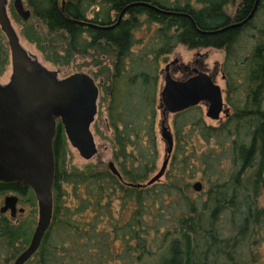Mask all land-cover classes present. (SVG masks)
<instances>
[{
  "label": "rangeland",
  "instance_id": "obj_1",
  "mask_svg": "<svg viewBox=\"0 0 264 264\" xmlns=\"http://www.w3.org/2000/svg\"><path fill=\"white\" fill-rule=\"evenodd\" d=\"M157 2L154 7L159 12H149L142 5L125 7L119 1L111 4L110 21L107 15L103 17L116 29L103 35L82 36L79 28L65 21L67 33L57 31L61 37L58 54L44 48L42 42L46 36L51 37L44 18L49 9L56 8L55 0L27 4L32 12L27 24L11 7L8 9L21 45L46 68L60 71L61 78L89 72L97 80L99 110L113 115L111 127L118 125L119 114L125 110L128 119H140L142 128H146L141 134L140 171L132 177L136 180L133 183L142 187L116 190L117 194L102 203L111 218L118 220L116 227L108 219L95 221L99 217L95 200L91 203L86 199L92 197L86 195L76 203L60 193L69 190L66 173H81L86 165L113 160L112 147L116 144L109 140L118 141L116 151L122 153L121 141L125 137L136 141V135L114 128L112 134L101 132L96 125L99 153L90 161L70 146L57 148L54 188L58 199L53 219L35 257L26 264H104L101 255L107 252L115 258V264H144L150 246L159 264H264L261 0ZM120 8H129L122 22L118 20L122 18ZM175 59L192 68L196 61L205 65L204 70L222 88L226 113L221 122L213 121L206 117L207 107L202 103L186 113L172 115L168 123L175 141L174 161L171 158L169 176L149 185L161 168L166 149L159 134L156 142L149 120L158 112V123L161 121L158 107L164 71ZM11 73L8 40L0 31V84L8 83ZM173 76L182 79L184 73L176 71ZM132 162L129 158L128 169ZM198 183L200 190L195 188ZM9 195L19 197L18 208H24L25 213H18L16 218L9 212L0 213L12 225L10 238L0 248V264H14L27 248L38 222L32 192L0 191V207ZM58 207L62 212L55 221Z\"/></svg>",
  "mask_w": 264,
  "mask_h": 264
},
{
  "label": "water",
  "instance_id": "obj_2",
  "mask_svg": "<svg viewBox=\"0 0 264 264\" xmlns=\"http://www.w3.org/2000/svg\"><path fill=\"white\" fill-rule=\"evenodd\" d=\"M18 2L16 8L19 16L24 21H28L30 12L25 11ZM6 6L7 0H0V31L6 36L11 53L12 84L9 88L0 85V102L6 103H2L5 106H0V180L2 182H20L30 186L36 192L39 200L40 218L37 228L30 244L14 262V264H26L37 253L42 239L51 225L53 216L52 189L55 176L51 150L54 136L53 118L59 115L60 105L64 101H62V95L58 96V92L61 94V91H55L53 87H48L39 80L36 72L42 68L37 61L32 60L28 50L21 45ZM176 62L177 60L174 63ZM169 70L170 66H167L166 71ZM43 71L45 81L54 84L56 73ZM164 82L160 96V108L164 115L179 114L201 103L207 104L206 115L213 121L219 120L221 115L226 113L222 88L209 74L197 72L195 76L187 80H178L168 73ZM60 84L65 88L64 94L67 96H71L75 93L73 91H77V95H79L77 111L87 110V107L79 109L86 102L82 101L83 94L86 95V99L90 95L89 112L94 109L93 104L96 101L98 90L89 76L74 74ZM8 105H17L15 110L18 111H15L14 114H20L25 121L15 122L13 116H10L11 121L6 112ZM67 109L70 110V104L67 105ZM89 116L91 117L90 114ZM43 117L47 122L46 127L43 126L44 120L41 125L38 123ZM17 119L19 120V117ZM68 133L73 145L81 150L82 146L75 141L74 132L68 128ZM161 136L165 141L166 153L169 156L172 153L174 141L171 132L165 125L162 126ZM16 137L23 138L17 139ZM82 150V156L87 160L97 153L91 136L87 147ZM109 166L117 174L114 164L110 163ZM166 166L167 159L159 173L151 179L149 185L158 182L163 177ZM195 188L200 190V183L196 184ZM17 202L16 196L6 197L1 212H6L9 209L14 210Z\"/></svg>",
  "mask_w": 264,
  "mask_h": 264
},
{
  "label": "flooded vegetation",
  "instance_id": "obj_3",
  "mask_svg": "<svg viewBox=\"0 0 264 264\" xmlns=\"http://www.w3.org/2000/svg\"><path fill=\"white\" fill-rule=\"evenodd\" d=\"M31 1L32 0H19V2H18V0H7V6H6L7 11L11 7L12 11H14V13H16L19 16V14L17 12V8H16V3L18 2L19 5L21 4L23 6L25 11L30 12V18H31L32 12L30 11V9L27 8V4H29ZM55 1H56V5H55L56 8L54 10L49 9L50 11H48L47 16H45V18H44L45 23L47 24L49 22V16L53 15L54 12H57L63 20L67 21L68 23H71L74 27L79 28L80 34L82 36L84 34H87L89 36L90 35L93 36L94 34H98V33L105 34V33H108L110 31L116 29V25H112L110 27L109 22H108L109 24L107 25V23H105V21H104L103 16L107 15L108 21H110L111 16H112L111 4L115 5L118 1L122 5H125V7L127 6L129 8L130 7L135 8L137 6L142 5V6L146 7L147 11H149V12H153V11L159 12V9L154 7L157 3H159V2H157V0H144V2H140L139 0H113V1L112 0H55ZM129 8H125L123 10L121 8L119 9L122 11L121 12L122 18L121 19L118 18V20H120L119 22H122V19H124L123 16L128 15L127 12H129ZM112 11H116V9L115 10L112 9ZM30 18H29V20H30ZM21 20H23V19L21 18ZM28 21L23 20V22L26 24L28 23ZM117 25L119 26L120 24H117ZM47 26H48V24H47ZM60 30L64 31V33H67L65 29H60ZM48 33L50 35L49 30H48ZM29 55L32 58V60L37 61L39 63V66L42 68V70L38 69L36 72V75L39 77V80L42 82V84L47 85L48 87H53L55 91H61V94L58 92V96L62 95V101H64L60 105L59 115L55 116L53 118L54 136L52 139L51 150H52L53 161H54V165H55L54 185H55V181H56L57 155L60 151V148H62L64 146H70L71 148L76 150L78 152V154L80 155V157H82L86 161H90L98 155L99 151H98V146L96 143L95 130H94L96 125H97L96 129H99L101 132H103V131L107 132L108 131V132H111V134L113 133L114 129H116V132H121V130L123 129V133H126L127 131H129L131 133L139 132L141 134L143 130L146 131V128H144V129L142 128V124H141L140 119H138V120L135 119L134 121H131L130 120L131 116L128 119V114H126L125 110L123 111L122 109H120V111L122 110L123 113L121 112L119 114V116L121 118L119 119L118 125L111 127V125L113 123L111 118L113 115L111 113H106V112L104 114L102 110H99L100 108L98 106V101L101 97L99 85H98L97 80L94 77H92L89 74V72H86V73L85 72H78V73H74V74H85V75L89 76L92 79L94 85H96L97 90H98V95H97L96 101L93 104L94 109L91 112H89L90 95H88V97L86 99V95L83 94L82 95V101L83 102L86 101V102H84L79 107V109L82 110L84 107H87V110L86 111L83 110L81 112L77 111V109H78L77 103H78V98H79V95H77V91H73L75 93H73L71 96H67L64 94L65 88L60 84L63 80L67 79L68 77H70L71 75H74V74H71L67 77L61 78L60 77V71L49 70L30 52H29ZM175 60H177L176 63H174ZM175 60L166 65V68H167V66H170V70L166 71V68H165V71H164L165 76L168 73L172 74V76H173V74L176 71H181L184 73V77L182 79H178V80H187L190 77L195 76L197 74V72H204V73L209 74L207 71L204 70L205 65L200 61H196L195 62L196 67L192 68V65H190V64H185L183 61L180 62L179 59H175ZM10 63H11V72H12L11 53H10ZM58 63L60 64V61ZM43 70H46V71L51 72V73L52 72L56 73L54 84L49 83L48 81H45L46 78L44 76ZM209 75L214 78L213 75H211V74H209ZM41 76H43V77L41 78ZM106 83H108V80L106 81ZM11 84H12V73H11L9 82L6 84H0V85L4 88H9ZM111 89H112V86H111V88L109 87L108 91H110ZM110 95H111V93L108 92V96H110ZM2 103L6 104L5 102H2ZM2 103L0 102V106L1 107L5 106ZM160 103H161V100L159 101V107H158V111L160 113L161 121L158 123V112H155L152 116V119L149 121H151L153 123L154 134L155 135L159 134V136L161 137V141L163 143H165L164 139L161 136V130H162L163 125H165L169 129V131L171 132L172 136H174L172 131L170 130L169 123H168L172 114L164 115L163 110L160 108ZM69 104H70V110L67 109V105H69ZM204 104L207 107V104L206 103H204ZM29 105H32V104H29ZM16 106L17 105H8L6 112L9 114V117L13 116V118L15 119V122H24L25 120H24V118H22V116L20 114H18L17 112H16L17 114H14L15 111H18V110H15V109H17ZM198 106H200V105H198ZM198 106H196V107H198ZM196 107L191 108V109H195ZM191 109H189V110H191ZM186 112H188V110L184 111V113H186ZM206 113H205V115H206ZM89 114L91 115V117L89 116ZM11 117H10V120L12 121ZM17 117H19V120L17 119ZM206 117H207V115H206ZM146 118H148L147 115H146ZM43 120H44V117L41 118L38 123L41 125ZM217 121L218 122L222 121V115H221V118ZM88 122H90V123H88ZM120 124L122 125V127L120 126ZM43 126H45V127L47 126L46 120H44ZM68 128L74 132L75 141L77 143H79V145L82 146L81 150H80V148L75 147L73 145V143L71 142L70 135L68 133ZM90 136L94 140V143H95L96 149H97V153L92 158L87 160L82 156V153H83L82 149H85V147H87V143L89 141ZM16 138L20 139L23 137H20V138L16 137ZM155 138H156V142H157L158 136L156 135ZM173 141H174V138H173ZM109 142L116 144V148L112 147V152H113L112 158H113V160L108 161L106 164L105 163H103V164L102 163L101 164H90V165H86V166L87 167H93V168L95 167L98 170H100L98 172L99 175H101V174L111 175L113 178H115L119 181V183L121 184V186L124 189H129L131 191H133L134 189L135 190L140 189L142 186L140 184L133 183V182H136V180H134L132 177H135L136 173L138 171H140L139 170V164H140V157L139 156H141L140 151H141L142 145L144 143H141V141H139L138 138H136V141H134L130 137H127V138L125 137V141H121L122 143L119 144L121 146L120 149H122V153H119L116 151V149H118V147H117L118 141L116 142V141L109 140ZM58 147H60L59 151L57 149ZM174 147H175V141H174L172 153L168 156L166 153V150H167V146H166L165 156L163 159V163L161 165V168H162L165 160L167 159L166 171H165V174L163 175V177H165L166 175L169 176L168 168L170 165V160L172 158V155L174 156V154H173ZM129 149L131 151H129ZM138 151H139V153H138ZM122 156H123V162H120V159ZM127 157H128V159H127ZM129 158L133 159V162L131 164L130 169L127 168ZM116 161H117V163H116ZM173 161H174V159L172 158V163H173ZM110 163L114 164V167L117 171V174L114 173L112 171V169L110 168V166H109ZM86 166H85L84 170H82L81 173H77V174L87 175V174H84L85 171L87 170ZM161 168L157 171L155 176L159 173ZM137 175L140 176V174H137ZM130 179H131V181H129ZM54 185H53V189H52L53 210H54L55 195H56ZM0 186L10 187V189H8V190H10L12 192L15 191L16 189L21 190V191L26 189L27 194L29 192H32L34 199L37 202V206H38V222H37V225H38L39 218H40V208H39V200L37 199L36 192L30 186H27L26 184H22L20 182H2L0 180ZM16 193H18V192H16ZM11 196H16V195H11ZM72 196H73V194H72ZM72 196H71V198L73 200H76L77 201L76 203H78L80 198H84V196L86 197L85 193L84 194L82 193V196H79L78 198H76V197L74 198ZM17 198H18V202L16 203L14 210L9 209L6 212H1V208L4 207V205H5V201H4V204H2V206L0 207V213L4 214V213L9 212L10 216L12 218H16L18 213H20V215H23L25 213V209L24 208H18V205L20 203V199H19V197H17ZM90 200H92V199H90ZM52 219H53V216H52ZM37 225H36V228H37ZM84 225H86L85 222H84ZM36 228H35V230H36ZM33 235H34V233H33ZM33 235H32V237H33ZM32 237H31V239H32ZM31 239H30V241H31ZM30 241H29L28 245L30 244ZM35 255L36 254H34L33 257H35Z\"/></svg>",
  "mask_w": 264,
  "mask_h": 264
},
{
  "label": "trees",
  "instance_id": "obj_4",
  "mask_svg": "<svg viewBox=\"0 0 264 264\" xmlns=\"http://www.w3.org/2000/svg\"><path fill=\"white\" fill-rule=\"evenodd\" d=\"M235 2H236V0H234L233 3H235ZM261 9H262V12H264V0H261ZM228 18L230 19V17H228ZM64 22H65V20H63L57 12H54L53 15L49 16V22L47 24H48V30L50 32L49 36H51V37L46 36L45 39L42 40V42L46 44L44 46V48H46V49L48 48L50 51L58 54L59 48L57 46V43L59 41L58 39H61V37L58 35L57 31L60 29H64V26H65V25H63ZM98 34H100V33H98ZM56 57H57V63H58V61L60 60L59 59L60 56L56 55ZM128 132L129 131H127V133ZM129 133H131V132H129ZM132 134L133 135L135 134L136 135L135 137L138 138L139 141H142V136H141L142 133L140 134L139 132H136V133H132ZM153 134H154V132H153ZM99 171L100 170H98L95 167L94 168L93 167H87V170L84 173L87 175L77 174V173H75V174L66 173L65 178H67L66 181L68 183L69 190L62 191L60 193V196L62 197L64 195L63 197H71L73 194L72 197L78 198L79 196H82V193L83 194L85 193V195H87V196L89 195V197H93L92 200H95L94 203H96V208L98 209L97 214L99 215V217L95 218V221L100 220L102 222H105V220L108 219L110 224L112 225L113 223H111V221H113L115 224L113 226L116 227L118 220L111 218V214H109L107 212V210L105 209L104 205H102V203L105 199H109L113 195L117 194L116 190H120V189L123 190L124 188L121 186V184L119 183V181L117 179H115L111 175H107V174L99 175L98 174ZM129 181H131V179ZM5 189H10V187L0 186V191H4ZM124 190H126V189H124ZM55 191H56V189H55ZM57 199H58V197H57V195H55V203L57 202ZM81 199L82 198L79 199L80 202H82V200H83V199L82 200ZM86 199L88 201H90V199L88 197H86ZM59 207L55 212V217H54L55 221H57L59 219V216H60L59 212L60 213L62 212V210H61L62 207L61 208H59ZM96 215H94V216H96ZM118 219H120V216H118ZM1 221H5V222H1ZM11 227H12L11 223L8 222L4 217H2L0 215V248L10 238L8 234H10V228ZM25 236H26V234L23 235V237H25ZM103 237H104V239H106V235L103 234ZM119 239H120L119 237L116 238V240H119ZM124 239H125V237H124ZM110 240L111 239H109L107 242L108 246H110ZM101 259L103 261H105L104 264H111L112 261L113 262L115 261V258L110 255V252H107L106 254L101 255ZM143 261H145L144 264H159V262L158 263L156 262L158 260H156V258L154 257L152 246H150V249H148L147 256H145V259ZM114 264H115V262H114Z\"/></svg>",
  "mask_w": 264,
  "mask_h": 264
}]
</instances>
